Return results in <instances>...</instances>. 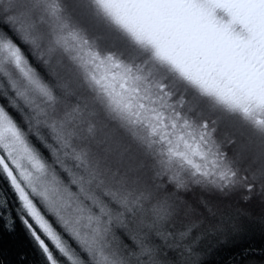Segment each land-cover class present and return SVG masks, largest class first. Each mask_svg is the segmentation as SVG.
<instances>
[{
  "label": "snow or ice",
  "instance_id": "6c2138e0",
  "mask_svg": "<svg viewBox=\"0 0 264 264\" xmlns=\"http://www.w3.org/2000/svg\"><path fill=\"white\" fill-rule=\"evenodd\" d=\"M33 256L264 264V0H0V264Z\"/></svg>",
  "mask_w": 264,
  "mask_h": 264
},
{
  "label": "trees",
  "instance_id": "16d2710c",
  "mask_svg": "<svg viewBox=\"0 0 264 264\" xmlns=\"http://www.w3.org/2000/svg\"><path fill=\"white\" fill-rule=\"evenodd\" d=\"M32 259H34L36 261V264H40V261H39V258L38 257L33 256Z\"/></svg>",
  "mask_w": 264,
  "mask_h": 264
}]
</instances>
